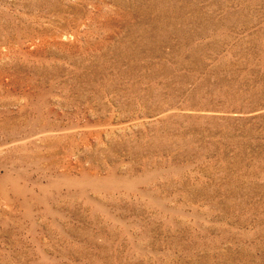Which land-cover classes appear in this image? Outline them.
<instances>
[{"label": "rangeland", "instance_id": "1", "mask_svg": "<svg viewBox=\"0 0 264 264\" xmlns=\"http://www.w3.org/2000/svg\"><path fill=\"white\" fill-rule=\"evenodd\" d=\"M0 264H264V0H0Z\"/></svg>", "mask_w": 264, "mask_h": 264}]
</instances>
